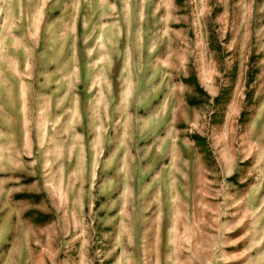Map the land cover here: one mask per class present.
Instances as JSON below:
<instances>
[{"label":"rangeland","instance_id":"rangeland-1","mask_svg":"<svg viewBox=\"0 0 264 264\" xmlns=\"http://www.w3.org/2000/svg\"><path fill=\"white\" fill-rule=\"evenodd\" d=\"M0 264H264V0H0Z\"/></svg>","mask_w":264,"mask_h":264}]
</instances>
